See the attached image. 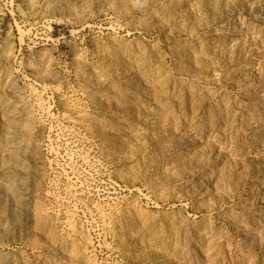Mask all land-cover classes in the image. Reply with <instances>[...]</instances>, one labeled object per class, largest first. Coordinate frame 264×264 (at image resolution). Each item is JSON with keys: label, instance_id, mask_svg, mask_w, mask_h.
<instances>
[{"label": "rangeland", "instance_id": "rangeland-1", "mask_svg": "<svg viewBox=\"0 0 264 264\" xmlns=\"http://www.w3.org/2000/svg\"><path fill=\"white\" fill-rule=\"evenodd\" d=\"M0 264H264V0H0Z\"/></svg>", "mask_w": 264, "mask_h": 264}, {"label": "bare ground", "instance_id": "bare-ground-1", "mask_svg": "<svg viewBox=\"0 0 264 264\" xmlns=\"http://www.w3.org/2000/svg\"><path fill=\"white\" fill-rule=\"evenodd\" d=\"M152 204H154L153 206H152ZM164 204L162 203V204H160L159 202H153V203H151V202H147L146 204H143L142 202H140V204H139V210H141L140 211V214H141V216L142 217H144L145 219L147 218V219H150L151 221H153V222H158V223H162L163 225H168V227L170 226V227H177L178 226V224H180L181 223V221H183L184 220V215L182 214V212L180 211L179 212V214L180 215H178V216H172V214L171 213H165V214H163L164 213V211H165V209H164V211H163V206ZM173 205V207H174V204H172ZM151 208H154V209H156L155 210V212L154 213H152L151 212ZM165 208V207H164ZM168 208V207H167ZM171 208V207H170ZM153 209V210H154ZM175 209V208H174ZM171 210V209H170ZM169 210V211H170ZM181 210V209H180ZM178 211V210H177ZM178 213V212H177ZM162 214V215H161ZM176 215V214H175ZM187 219V218H186ZM147 221V220H146ZM149 221V220H148ZM185 221V220H184ZM148 223V222H147ZM152 223V222H151ZM153 224V223H152ZM182 224V223H181ZM153 226V225H152ZM158 226V225H157ZM161 226V225H160ZM167 227V226H166ZM179 227H180V225H179ZM161 228V227H160ZM178 228V227H177ZM176 228V229H177ZM175 229V228H174ZM173 230V229H172ZM174 231H176V230H174Z\"/></svg>", "mask_w": 264, "mask_h": 264}]
</instances>
